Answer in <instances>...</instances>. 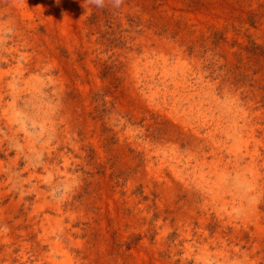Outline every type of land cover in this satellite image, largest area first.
<instances>
[{"label": "rangeland", "instance_id": "374dc122", "mask_svg": "<svg viewBox=\"0 0 264 264\" xmlns=\"http://www.w3.org/2000/svg\"><path fill=\"white\" fill-rule=\"evenodd\" d=\"M0 264H264V0H0Z\"/></svg>", "mask_w": 264, "mask_h": 264}, {"label": "clouds", "instance_id": "9594fccd", "mask_svg": "<svg viewBox=\"0 0 264 264\" xmlns=\"http://www.w3.org/2000/svg\"><path fill=\"white\" fill-rule=\"evenodd\" d=\"M85 3L91 4L99 9L105 7V0H85ZM108 3H110L113 8H119L123 0H108Z\"/></svg>", "mask_w": 264, "mask_h": 264}]
</instances>
